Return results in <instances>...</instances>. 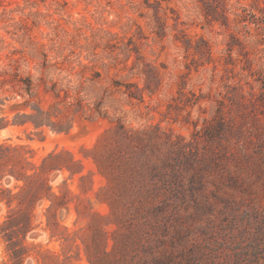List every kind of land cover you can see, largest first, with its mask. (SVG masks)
<instances>
[{
    "label": "rangeland",
    "instance_id": "rangeland-1",
    "mask_svg": "<svg viewBox=\"0 0 264 264\" xmlns=\"http://www.w3.org/2000/svg\"><path fill=\"white\" fill-rule=\"evenodd\" d=\"M120 146L140 172L124 193L104 162ZM51 151L76 172L45 174L62 198L48 210L17 185ZM0 188L14 194L0 264H196L259 246L264 0H0Z\"/></svg>",
    "mask_w": 264,
    "mask_h": 264
},
{
    "label": "trees",
    "instance_id": "trees-1",
    "mask_svg": "<svg viewBox=\"0 0 264 264\" xmlns=\"http://www.w3.org/2000/svg\"><path fill=\"white\" fill-rule=\"evenodd\" d=\"M127 140L130 141V137H126ZM8 146L2 144L1 149ZM119 155L120 157H116L114 154H109L105 159V168L110 172V178H114L117 180L120 187L123 189L124 193V187H127L128 190V184L130 185L129 179L131 176L138 178L140 175V172H138L137 167L132 164L129 160H126L124 162V154L121 156V146L119 147ZM120 159V161H119ZM94 160L98 167L102 169L101 167V159L98 157H94ZM72 164H75L77 160L74 157H71ZM33 165V173L27 174L25 177V183L23 185H17L21 188V190H27L28 191V197L27 200L30 202L31 205L34 204V202L37 199H43V198H50L52 200L51 205L47 208L48 210L50 207H53L55 201L61 200V196L58 195L53 191L52 186L49 184L48 178L45 176L47 172H50L52 170H64V168H67L71 171L72 175L75 174L76 171L72 169V166L67 163L66 161H63V153L57 152V151H51L46 156L43 157L40 164H34ZM129 170V171H128ZM131 171V172H130ZM130 172V173H129ZM135 172H138L136 174ZM138 175V176H137ZM16 178L20 180L22 177H19L16 175ZM147 184L144 178L140 179V186L137 190H133L134 194L137 195L134 197L135 199H138V196H141V194L148 193V188L146 189ZM1 192H8L9 195L7 197H3L0 195V201L5 200L8 205L11 203V196L14 195L11 190L9 189H2L0 188ZM132 193V194H133ZM140 200V199H139ZM22 221L17 220V223L20 224L19 226H26V232H28L31 229L32 226V215L31 211L28 208L21 210V216ZM11 215L7 214L6 218L1 222L0 221V227L4 225H8L11 223ZM26 235V234H25ZM9 236V235H8ZM13 242V241H12ZM101 244L99 241H96V249L100 251ZM92 246H88L87 248V254L88 258L91 261V253H92ZM231 252L226 253L224 256L223 261H211L207 262L202 259H194L193 262H196V264H264V236L261 240V243L259 246L253 245L252 243H248L245 246H232Z\"/></svg>",
    "mask_w": 264,
    "mask_h": 264
}]
</instances>
